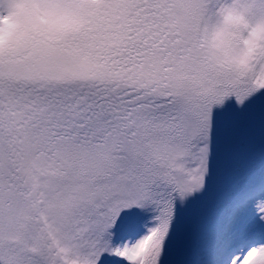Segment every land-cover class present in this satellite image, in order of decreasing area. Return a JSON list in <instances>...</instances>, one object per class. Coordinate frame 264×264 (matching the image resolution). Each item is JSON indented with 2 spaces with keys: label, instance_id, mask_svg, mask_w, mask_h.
Returning a JSON list of instances; mask_svg holds the SVG:
<instances>
[{
  "label": "snow or ice",
  "instance_id": "snow-or-ice-1",
  "mask_svg": "<svg viewBox=\"0 0 264 264\" xmlns=\"http://www.w3.org/2000/svg\"><path fill=\"white\" fill-rule=\"evenodd\" d=\"M258 29L264 0H0V264H264Z\"/></svg>",
  "mask_w": 264,
  "mask_h": 264
},
{
  "label": "clouds",
  "instance_id": "clouds-1",
  "mask_svg": "<svg viewBox=\"0 0 264 264\" xmlns=\"http://www.w3.org/2000/svg\"><path fill=\"white\" fill-rule=\"evenodd\" d=\"M247 20L246 14L233 17V22L241 25ZM261 41H264V29H258L256 36L251 38L250 45L242 44L238 53L235 51L232 53L233 57L240 61V67L249 74L256 71V57L253 54L259 50Z\"/></svg>",
  "mask_w": 264,
  "mask_h": 264
},
{
  "label": "rangeland",
  "instance_id": "rangeland-1",
  "mask_svg": "<svg viewBox=\"0 0 264 264\" xmlns=\"http://www.w3.org/2000/svg\"><path fill=\"white\" fill-rule=\"evenodd\" d=\"M228 2V4L232 3V0H224V2Z\"/></svg>",
  "mask_w": 264,
  "mask_h": 264
}]
</instances>
